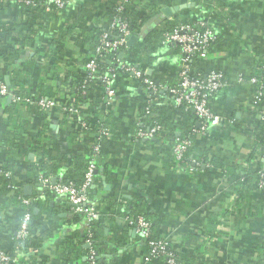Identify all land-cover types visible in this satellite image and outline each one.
Segmentation results:
<instances>
[{"label":"crops","instance_id":"0c3cea01","mask_svg":"<svg viewBox=\"0 0 264 264\" xmlns=\"http://www.w3.org/2000/svg\"><path fill=\"white\" fill-rule=\"evenodd\" d=\"M82 1L72 0L50 16L40 7L36 8L42 24L17 61H26L37 55V66L33 68L30 84H39L52 93L50 98L56 103L41 110L35 102L20 105L21 101L17 100V113L9 114L5 109L15 100L11 93L0 97V167L3 168L10 157L16 190L22 189L24 193V186L29 185L30 193H39V183L21 184L29 164L47 157L60 165L58 172L64 176L77 152L89 154L91 151L92 156L98 158L100 172L96 183L91 186L90 202L99 212V218H112L103 230L109 239L115 240L103 246L99 264H163L160 259H146L147 248L143 239L127 225L125 218L115 216V204L124 211L133 203L139 204L152 218L155 235L166 238L181 261L256 263L262 256L263 192L257 182L242 187L237 182L244 160L253 147V138L247 132L257 126L249 110L253 88L247 78L254 66H263L264 72V0H137L135 4L137 12L148 16L137 41L145 30L163 19L161 9L165 7L175 9L170 16L178 13L186 21L207 23L215 35L214 43L196 62L201 70H221L227 79L228 84L210 101L212 110L223 119L219 125L207 130H200L201 122H196L198 129L188 148L190 162L182 166L176 165L170 154L172 142L165 141L164 144L161 139L156 142L137 137L139 129L149 127L141 121L140 108L142 101H149V95L132 73L117 74L112 82L115 95L110 104L101 102L102 83L95 85L100 109L95 114L94 109H90L87 114L91 119L103 116L109 135L104 136L96 129L77 138L69 136L72 131H87L88 124L82 116L75 119L66 116L63 105L71 99V86L62 83V71L58 73L52 67V60L42 55L48 47V39L73 20ZM86 2L85 24L90 26L108 1ZM21 11L12 1L0 12V26L16 22V31L27 30L31 22ZM152 51L154 57L151 64L144 67L145 73L151 77L162 74L171 84L176 80L180 65L178 51L165 44ZM88 52L91 55L87 46L69 49L67 56L60 57L57 63L61 68L69 55L76 57ZM38 54H42L41 57ZM17 61L0 58V82L6 86L5 78L8 77L9 82L10 72ZM78 65L74 67L83 68ZM55 74L60 77H51ZM239 76L243 77L241 81H238ZM261 111L264 112V104ZM175 112L178 119L183 118L178 109ZM44 127L45 132L39 133ZM96 144L99 151L94 154ZM262 148L259 158L260 166L264 168V145ZM190 167L193 170H189ZM1 176L0 248L7 250L16 264H79L75 258L78 228L65 221L70 212H67L62 196L50 198V207L35 209L39 217L32 221L28 238L41 236L38 243L24 247L16 243L14 234L23 208L14 196L16 192L3 185ZM69 238L72 243L66 248L61 241Z\"/></svg>","mask_w":264,"mask_h":264},{"label":"trees","instance_id":"16d2710c","mask_svg":"<svg viewBox=\"0 0 264 264\" xmlns=\"http://www.w3.org/2000/svg\"><path fill=\"white\" fill-rule=\"evenodd\" d=\"M12 1L15 3V0H0V12L5 9V7L10 6ZM34 5H25L18 3L17 5L22 10L21 14L29 20L30 25L27 30L23 32H18L15 30L16 22L8 23L6 25L0 26V58L5 61H19L22 55L25 52V47L29 45L33 37L36 35V31L42 24V20H39L37 9L40 5H43L45 0H32ZM70 1L68 0L64 6H66ZM108 1L105 5L104 10L101 14L92 21V25L86 26V17H87V2L83 0L80 5L77 6V9L74 13V18L64 27L60 28L55 36L48 39V47L44 51V54H38L44 56L45 58L52 60V67L55 68L58 73L62 71V83H67L71 86V99L63 105V107L72 108V111L64 110L66 116L73 119L82 116L83 121L88 124V129L85 131L81 130V133L77 131H72L69 133L71 137H79L80 134L85 135L90 130L94 132L100 129V127L107 128V124L104 122L103 116H98V118H90V109H94L93 113L95 114L98 109H100V100H97L95 97V85L93 80L88 79V73L81 67L75 68L76 65H81L87 62L90 59V53L84 55L73 57L69 55L62 62L63 66L60 68L58 65V59L64 58L67 56L69 49H74L78 46L84 47L87 46L88 50L92 53L95 47L99 46L100 39L104 32L109 31L108 38H114L116 34V29L110 28V23L115 16L120 17L123 20L127 28L136 35H140L141 28L144 27L148 16L143 13L137 12L135 4L137 0H106ZM37 8V9H36ZM43 9L42 7H40ZM63 8V7H62ZM59 7H56L54 4L50 5V10L47 11V14L53 15L54 12L59 11ZM190 21L184 20L178 13H173L170 17L163 18L158 24L149 27L145 30L143 36L138 40L132 47H119L116 50H103L101 51L96 60V73L98 76H102L109 69H113L116 73H126L119 69L121 64H126L129 66H134L137 69L144 71V76L148 79H151L154 82L156 90H151L147 88L146 84L143 82V78H136L139 81L141 86H144V92L149 95V106L148 111L145 108L148 105V102L142 101L141 108V121L146 126L159 125L161 127V132L157 133L152 140L159 142L161 139L165 144V141L174 142L176 139H187L192 140L197 132L196 122L200 121L199 117L194 113L192 108L188 107L185 103L179 105L174 104L168 89L172 86H175L179 82V74L176 73V80L170 81L171 84H168V79L165 80L162 74H159L158 77H151L145 73V68L147 65H150L153 59L152 50L157 46L162 44V41L166 33L172 32L176 27L181 23H187ZM36 25V27L34 26ZM78 28V29H77ZM214 41L210 44L212 45ZM209 45V46H210ZM209 46L207 48H209ZM167 47H172L176 51H180L179 44L168 43ZM199 58L198 54H193L191 56V66L192 68L201 74L206 73L211 69L201 70L198 66ZM119 59V60H117ZM38 57L36 54L26 61L14 63L15 67L10 72L9 82L7 85L8 91L12 94L13 97H20L21 104H27L29 102L22 101L24 97H30L33 101L38 97H47L50 98L52 93L47 92L46 89H42L38 85L32 86L30 84V77L33 71L34 66H37L36 62ZM63 60V59H62ZM78 65V66H79ZM161 76V77H160ZM249 76H256L257 78L264 80L263 66H254ZM51 77H60L56 74ZM150 77V78H149ZM41 77H39L40 79ZM32 79V78H31ZM43 80V78H42ZM41 80V82H42ZM3 81V80H2ZM167 85V87L165 86ZM35 87V88H34ZM164 87V88H163ZM166 87V88H165ZM32 88H34L32 92ZM163 89L162 91H160ZM165 89V90H164ZM214 96V95H213ZM213 96L210 97V101ZM1 97V96H0ZM3 98V97H2ZM32 101V102H33ZM27 102V103H26ZM17 100L10 102L6 107V111L11 114L13 112L17 113L16 104ZM264 104V98L255 106L252 107L250 113L256 117L261 110V105ZM211 106V102H210ZM212 108V107H211ZM175 109L182 114L183 118L178 119V116L175 112ZM214 111V110H213ZM88 113V114H87ZM87 114V115H86ZM185 119V120H184ZM255 129H249L248 134L253 138V147L250 153L246 156L244 160V166L239 175L237 182L238 186L250 185L253 182H257L260 179V173L263 174L264 179V168L260 166L261 158L260 154L263 151L264 145V116L257 123ZM47 127V126H46ZM44 127L39 133H43L46 130ZM108 129V128H107ZM179 133L176 135V133ZM68 136V137H69ZM74 138V139H75ZM151 139H148L150 141ZM161 141V142H162ZM160 142V143H161ZM262 148V149H261ZM40 150V149H39ZM11 151H9V154ZM260 153V154H259ZM189 154L190 149H187L183 155V158L180 162H175L176 165L182 166V164L189 163ZM91 151L89 154L83 152H77L71 159V165L67 173L62 175L58 172L60 165L49 160L47 157H41L37 160L36 163L29 164L25 169V178L21 184L29 183L35 185L39 183V176H58L63 182L73 181L76 184H79L83 181L84 172L89 163V160L92 159ZM264 158V156H262ZM97 169L94 172L93 185L96 183L99 175V163L98 158L96 159ZM12 164V159L9 157L8 162L4 163V170H10V165ZM104 166V165H103ZM103 170L106 171V167H103ZM3 185L6 187L7 179L4 176H1ZM40 185V192L34 191L30 194H25L22 192V189L19 193H14V196L17 197L18 194L22 195L25 198L30 199V204L27 209L31 212L32 221L39 217V212L35 213V209H40L41 207H50L49 199L55 196L53 191L47 186ZM9 189V188H7ZM10 190V189H9ZM92 189L89 187L88 194L90 199V193ZM91 203V202H90ZM92 204V203H91ZM264 204V194H263V203ZM110 205H113L111 203ZM23 208V207H22ZM67 212L70 214L66 217L68 223L72 222L78 228L76 235V242L78 243V250L76 251L75 258L79 264H89L88 260L85 258L87 253V248L85 243L88 240L91 243V246L96 251V264H99V255L104 250L103 246L106 243L114 242V238H110L104 234V227L106 224L110 223L112 218H99L96 221L91 223H86L83 216L78 214H73L69 208L66 206ZM114 212L116 217H131L142 215L151 222V233L148 238L143 240L146 248L148 241L158 236L154 233L155 223L152 218L142 211L139 207V204L133 203L131 208H128L124 211H121L119 205H114ZM129 226V225H128ZM91 230V231H90ZM39 238H25V239H16V243L19 246L25 245H34L37 244ZM62 244L67 248L72 243V239H64L61 241ZM119 243V242H118ZM121 244L119 243V246ZM169 249L173 251L171 244L169 243ZM260 249L262 250L261 255L264 253V241H261ZM180 259V258H179ZM157 260V259H153ZM161 260V259H160ZM182 260V259H180ZM187 261L183 262H194L192 259H186ZM163 262V261H162ZM163 264H165L163 262ZM197 264V263H196ZM256 264V263H254Z\"/></svg>","mask_w":264,"mask_h":264},{"label":"built area","instance_id":"2783aa9c","mask_svg":"<svg viewBox=\"0 0 264 264\" xmlns=\"http://www.w3.org/2000/svg\"><path fill=\"white\" fill-rule=\"evenodd\" d=\"M68 0H45L43 8L45 12L50 10V5L54 4L56 7L62 8ZM16 4L22 3L25 5H34L32 0H15ZM165 18V16H163ZM110 28L116 29L114 38H108L109 31L104 32L100 39L99 46L95 47L92 51L90 59L83 64V69L88 73V79L93 80L94 83H102L103 94L101 102L110 104L113 96L115 95V88L113 87V80L116 78V71L109 69L102 76H98L96 73V60L98 54L103 50H116L119 47H132L127 44L132 33L126 23L121 20L120 17L115 16L110 23ZM215 35L212 28L205 22H187L181 23L172 32L166 33L162 41V44L168 43L179 44V82L168 89L170 96L174 104L179 105L185 103L188 107L192 108L194 113L199 117L201 126L200 130H207L209 127L217 126L222 122V117L219 113L212 110L210 106V97L217 91L224 88L228 83L224 73L221 70L211 69L206 73L201 74L196 72L190 62L193 54L203 56L207 47L214 41ZM119 60V59H117ZM123 72L132 73L135 78H143L144 84L151 90H156L154 82L144 76V71L121 64L119 66ZM243 79L239 76L238 81ZM248 82L252 85L253 91L249 100V107L251 110L253 106L258 104L264 98V80L257 78L256 76H249ZM10 92L4 83L0 82V96H6ZM12 95V94H11ZM13 97V96H12ZM13 99L19 100L20 97H13ZM22 100L32 102L30 97H24ZM33 102L41 110H47L51 108L56 101L47 97H38ZM148 105L145 108L148 111ZM63 110L72 111V108L63 107ZM264 116V112L260 110L255 117L256 123ZM100 134L104 136L109 135V130L105 127H100L98 130ZM161 132L159 125H152L147 130L139 129L137 131V137L144 139H151L157 133ZM192 141L187 139H176L170 144V154L174 161L180 162L183 158L186 150L191 146ZM94 154L98 153V144L93 146ZM96 156L93 155L92 159L84 172L83 181L79 184L73 181L63 182L58 176H39V183L43 186H48L55 195L62 196L65 205L73 214L83 216L86 223H91L99 219V212L90 203L88 189L93 186L94 172H96L97 164L95 160ZM189 170H193L190 167ZM4 176L7 179L6 187L10 190L19 193L16 183L13 181V174L11 170H4L0 167V176ZM257 185L261 188L264 194V179L263 174L260 173V179L257 181ZM19 200V204L23 207L22 214L17 223V229L14 234L15 239H25L31 235L32 217L31 212L27 209L30 204V199L18 194L16 197ZM125 221L127 225L133 227L136 233L145 240L151 233V222L142 215L126 217ZM91 231V230H90ZM264 241V235L262 237ZM85 247L88 249L86 253V259L89 264H96L97 256L95 249L91 246V243L87 240ZM146 259H161L165 264H196L195 262H183L179 259L177 254L169 249V242L166 238L156 236L148 241ZM0 264H16V260L10 253L0 248ZM256 264H264V253Z\"/></svg>","mask_w":264,"mask_h":264},{"label":"water","instance_id":"95a60500","mask_svg":"<svg viewBox=\"0 0 264 264\" xmlns=\"http://www.w3.org/2000/svg\"><path fill=\"white\" fill-rule=\"evenodd\" d=\"M174 10H175V9H174ZM174 10H171L169 7H165V8H162V9H161V11H162V13H163L164 16H170V14H171L172 12H174ZM137 39H138V36L135 35V34H133V35L130 36V38H129L127 44H128L129 46H132V45L137 41ZM5 80H6V83L8 84V77H6ZM9 97H10V96H9ZM30 192H31V186H29V185L24 186V193H25V194H29Z\"/></svg>","mask_w":264,"mask_h":264}]
</instances>
